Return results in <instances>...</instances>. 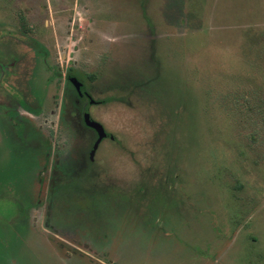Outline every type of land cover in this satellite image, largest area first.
Segmentation results:
<instances>
[{"label":"rangeland","instance_id":"1","mask_svg":"<svg viewBox=\"0 0 264 264\" xmlns=\"http://www.w3.org/2000/svg\"><path fill=\"white\" fill-rule=\"evenodd\" d=\"M0 264H264V0H0Z\"/></svg>","mask_w":264,"mask_h":264},{"label":"flooded vegetation","instance_id":"2","mask_svg":"<svg viewBox=\"0 0 264 264\" xmlns=\"http://www.w3.org/2000/svg\"><path fill=\"white\" fill-rule=\"evenodd\" d=\"M27 45L29 46V48L36 47L35 44H32V42L30 41V39H28ZM71 77H75L81 83V86H80V89L79 90H77L75 88V86L72 84V82L70 81V78ZM65 80L70 83V88L72 89V92L69 91L70 88L67 91L65 90L64 94L61 97V101L62 102L60 104L61 107H62V105H63V107L62 108L60 107L59 112L61 114L65 110L68 112V114L65 115L67 117V119L63 117L64 116L63 114H62L63 115L62 117L65 119L66 122H68L69 124H71V129L72 130H73V128L74 129L75 128L77 129L78 127L79 128L84 127V128H87V129H90L91 130V133H92V136H93V139H92L93 141H92V144L90 145L91 147L88 149V153H86V151H85V153H83L82 156L87 157V155H88L89 156L88 157L89 158V161L88 162L89 163H94L93 161H95V159H96V152H97L98 148L100 147L101 142L103 140H105V139L113 140L114 139V136H111L105 130V132L108 133L109 136L104 137L99 142V144L97 145V147H95V149H93V145H94L96 139L98 138V133L96 132V130H94L93 128H91V127H89V126H87L85 124V116L87 114H89V116H91L90 108H91L92 105H95V104L98 105V104L107 102V100H104L103 99L104 100V102H103L102 100H99L98 101V100L94 99L92 93L89 91L88 87H86L85 82L83 80V77L79 73L67 72L65 74ZM79 96H82V98L84 99V103L82 105L79 102V98H78ZM65 103L69 107L67 105H64ZM61 109L64 110V111H62ZM13 111L14 112H17L15 110H13ZM14 115L11 117V119H13V121H16V120H14V118H15ZM21 121H22V124L21 125L23 126V123L24 122H23V120H21ZM11 124H12V122H11ZM13 125H15V123H13ZM77 152H78V150H77ZM53 169L50 171L49 176H48L47 190L49 192H51V191L54 192V190H56V187H57V181H56V179H58V176H57L58 175V170H53ZM61 176H62V172H61Z\"/></svg>","mask_w":264,"mask_h":264},{"label":"water","instance_id":"3","mask_svg":"<svg viewBox=\"0 0 264 264\" xmlns=\"http://www.w3.org/2000/svg\"><path fill=\"white\" fill-rule=\"evenodd\" d=\"M70 81L72 82V84L75 86V88L77 90L80 89L81 83L75 78V77H71ZM85 124L91 128H93L94 130H96V132L98 133V138L95 142L94 147H97V145L99 144V142L104 138L109 136L108 133L105 132L104 127L102 124H100L97 121H94L93 119H91V116H89V114H87L85 116Z\"/></svg>","mask_w":264,"mask_h":264},{"label":"trees","instance_id":"4","mask_svg":"<svg viewBox=\"0 0 264 264\" xmlns=\"http://www.w3.org/2000/svg\"><path fill=\"white\" fill-rule=\"evenodd\" d=\"M108 101V100H107ZM24 103V102H23ZM26 108H28V107H26ZM27 111H29V112H32V113H36L37 112V110L35 111L34 109H30V108H28V109H26ZM16 123V125H17V130H18V135H21V133H22V130H23V126L21 125V123L20 122H15Z\"/></svg>","mask_w":264,"mask_h":264}]
</instances>
